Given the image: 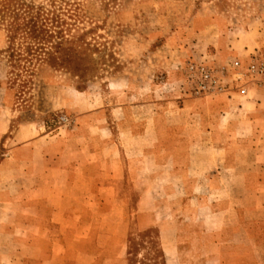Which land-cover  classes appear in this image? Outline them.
Here are the masks:
<instances>
[{"label":"rangeland","instance_id":"rangeland-1","mask_svg":"<svg viewBox=\"0 0 264 264\" xmlns=\"http://www.w3.org/2000/svg\"><path fill=\"white\" fill-rule=\"evenodd\" d=\"M25 1L57 7L68 23L63 35L75 42L69 46L81 51L80 67L87 70L12 58L18 41L11 49L9 18L0 20V165L28 138H14L20 126L76 131L79 116L90 109L145 103L151 94L159 99L154 83H169L168 96L179 91L190 99L245 97L264 111V94L251 88L242 95L240 82L224 74L236 60L246 65L253 53L264 51V0ZM191 65L209 68L227 92L196 95L197 79L190 74L197 71ZM113 118L109 123L117 129ZM22 163L12 160L2 175L3 186L14 194L21 187L15 177ZM159 180L158 192L146 195L143 209L137 208L140 186L126 179L119 193L105 195L100 208L89 211L83 244L89 255L83 264H128L129 237L147 230L157 233L166 264H256L251 253L262 243L264 218L254 209L264 205V194L209 193V178ZM222 183L242 185L238 179ZM256 184L250 179L248 186ZM230 205L236 208L231 214L225 211Z\"/></svg>","mask_w":264,"mask_h":264},{"label":"crops","instance_id":"crops-1","mask_svg":"<svg viewBox=\"0 0 264 264\" xmlns=\"http://www.w3.org/2000/svg\"><path fill=\"white\" fill-rule=\"evenodd\" d=\"M168 85H152L161 94L157 100L151 94L145 103L90 109L79 116L76 131L31 125L16 130L14 138H28L0 165V264H83L89 211L99 209L105 195L119 193L126 179L140 186L138 209L145 208L146 195L158 192L156 180L167 177L213 179L209 193L264 194L261 104L228 95L168 96ZM112 116L117 129L109 123ZM12 160L24 164L15 177L21 185L16 194L3 186ZM224 179L242 185L227 188ZM250 179L255 187L248 186ZM254 210L264 218V205ZM261 240L251 253L256 264H264V235Z\"/></svg>","mask_w":264,"mask_h":264},{"label":"trees","instance_id":"trees-1","mask_svg":"<svg viewBox=\"0 0 264 264\" xmlns=\"http://www.w3.org/2000/svg\"><path fill=\"white\" fill-rule=\"evenodd\" d=\"M53 8L25 0L0 1V20L9 18L10 48L14 49L18 41V50H12L11 57L30 64L45 62L70 72L87 70L80 67L85 60L81 51L69 46L75 42L63 35V27L68 23L57 14V7ZM157 236L154 230L144 231L138 238L130 236L128 264H166Z\"/></svg>","mask_w":264,"mask_h":264},{"label":"built area","instance_id":"built-area-1","mask_svg":"<svg viewBox=\"0 0 264 264\" xmlns=\"http://www.w3.org/2000/svg\"><path fill=\"white\" fill-rule=\"evenodd\" d=\"M190 69L197 71V75L190 74L197 79L193 87L196 95L215 96L227 92L226 85L221 84L206 66L191 65ZM224 72V74L231 73L233 78L240 82L239 92L242 95H247L251 88L264 94V51L253 53L246 65L236 60L229 70L225 68Z\"/></svg>","mask_w":264,"mask_h":264}]
</instances>
